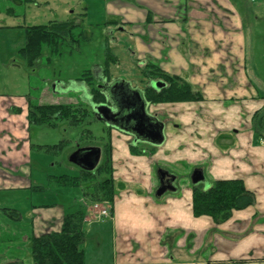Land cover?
Segmentation results:
<instances>
[{
    "label": "crops",
    "instance_id": "crops-1",
    "mask_svg": "<svg viewBox=\"0 0 264 264\" xmlns=\"http://www.w3.org/2000/svg\"><path fill=\"white\" fill-rule=\"evenodd\" d=\"M42 2L49 5L51 0ZM82 2L88 18L94 13L93 6H98L97 22L112 31L118 44L127 38L135 45L136 54L145 57L149 53L161 67L183 77L201 94L199 103L185 105L201 106L203 110L188 111L189 129L182 138L184 157L207 151L206 158L211 157L213 163V182L239 179L255 195L254 205L234 211L223 223L210 217H196L192 193L168 198L164 204L153 202L152 176L142 156L134 157L137 162L128 165L135 175V184L117 192L112 217L106 224L108 229L99 228L95 233L110 231L112 254L108 255L109 260H95L97 263L87 258L84 264H264V144L260 143L261 139L264 141V133L255 125L256 117L259 115V120L264 113V0ZM33 3L41 5L37 0L21 4ZM23 42L24 39L20 48L24 47ZM4 100L0 96V139H11L15 146L0 153L11 156L8 164L12 168H0V192L16 195L13 202L30 201L32 184L40 192L44 187L32 179L31 144L25 146V132L17 128V121L24 124L23 129L30 127L27 108L16 98ZM15 108L20 112L15 113ZM193 123L205 126L196 130ZM231 132L232 141L224 143L225 148L203 143ZM122 150L117 157L130 153ZM114 168L116 180L123 178L126 169L116 165ZM207 183L209 187L213 184ZM12 206V210L2 208L4 217L16 224L6 220L5 227L0 226V264H36L30 230L18 225L26 219L25 212L36 219V213L42 209ZM7 210L15 211L14 216ZM59 214L60 219L53 221L57 227L50 222L51 227L38 231V224L33 221L36 223L33 237L57 232L64 218L63 213Z\"/></svg>",
    "mask_w": 264,
    "mask_h": 264
},
{
    "label": "rangeland",
    "instance_id": "rangeland-1",
    "mask_svg": "<svg viewBox=\"0 0 264 264\" xmlns=\"http://www.w3.org/2000/svg\"><path fill=\"white\" fill-rule=\"evenodd\" d=\"M37 1L41 4L40 6H36L34 3L22 6L21 3L25 2V0H17L16 2L0 0V96L5 100L10 98L15 100L16 98V100L22 101L21 103H24L27 108V118L32 106L51 105L75 106L79 109L76 115L82 114L81 108L83 107L82 109H87L88 116L78 126H74L69 121H60L57 127L45 124L31 126L29 123L30 127L23 129L24 124H18L19 121L16 122L18 130L25 132V146L28 143L31 144L32 179L38 185H43L44 189L41 192L37 191L36 184H32L30 201L21 199L17 202H13V198L16 195L0 192V211L2 212L0 213V226L4 228L6 220L11 225L16 224L4 217L3 209L12 210V205H19L22 209H32V207L42 209L40 213H36V219H33V214L25 212L26 219L20 222L21 225H18L25 230L28 228L32 237L34 236L33 231L36 225L33 221L37 222L38 231H42L45 226L51 227V224L55 223L53 221L60 219L59 212L63 213L65 217L70 213L83 210V213L86 214L84 222H89L85 223L84 226L85 236L87 237V243L85 242L82 246L84 260L86 261L89 258L92 260L91 262L98 263V261L100 262L103 259L107 260L108 255L112 254V241L110 231L105 230L101 231L99 235L95 234L99 228L108 229L106 224L110 220H105L104 222L95 221L93 206L102 204L104 207H110L112 206L111 203L108 201H94L89 196V194L94 193L92 184L83 183L81 187H63L53 177L64 175L78 177L80 175V168L69 161V156L79 148H100L102 150V160L99 166H104L107 161L110 147L108 142L111 135L112 156L113 160L116 158L117 161L114 166L126 169L123 170L125 171L123 178L120 177L119 180L115 178V184L123 185L124 188L122 189L127 188V186L130 188L135 184V175H133V170L128 164L137 162L134 157L138 158L140 156L146 162L148 172L152 176L153 186L150 195L153 202L164 204L168 198L184 194L186 196L193 193L194 187L205 188L207 181L214 183V177L211 172L213 166L211 157L206 158L207 151L206 153L202 151L201 154L196 153L194 156L191 155L190 158H186L182 147V138L189 129L188 114L190 112L188 111H191L192 108L194 112L201 113L203 110L201 106L187 107L185 105L188 103H199L202 100V96L183 77L170 73L165 67H161L159 61L150 57L149 53L145 57H141V54H136L135 45L126 40L127 38H124L125 41L123 43L118 44V41L116 42L113 37L112 31L103 26L102 23L97 22L99 16L96 13V7L98 6H93L94 13H90V18H88L86 6H83L85 3L82 0H51L49 5H45L42 0ZM65 21H74L78 26L75 29L76 34L82 31L92 33V41L81 42L78 45L79 47H74L68 41H65L60 55L51 54L49 49L45 47L36 67L29 68L27 61L19 52L21 49L19 43L23 39L24 42L26 40L25 28L48 26L52 22ZM153 65H156L165 73L180 77L188 82L192 91L201 97L197 102L160 105L149 102L150 112L157 117L159 116V118L161 117L167 124L165 127L166 140L161 146L134 141L129 135L112 128L98 119L92 109V103L109 105L106 96L104 102L95 103L92 97L93 90L99 88L102 84L111 83L115 79L128 81L135 88L147 92L146 89L151 87L152 82L160 81L150 77L147 78V74L150 71L149 66L152 67ZM88 71L91 72V75L87 73ZM84 73H87L86 76H92L93 81L86 80L82 76ZM13 108L11 107V109ZM0 109L2 108L0 107ZM17 111L18 113L20 112L19 109L15 108L14 112L16 113ZM194 124L197 126L196 130H199L200 127L203 129L205 126L204 124V126L198 123ZM192 127L189 131H192ZM230 134L228 136L218 135L216 138L207 139L203 143L209 147H221L223 145L222 147L225 148L227 146H224V143L232 141L233 133L231 132ZM13 145L14 143L11 139L2 140L0 153H5L7 148ZM122 148L129 150L130 155L121 154L120 157H117L116 154L118 155L124 151ZM133 150L142 155H134ZM7 155L0 154V168L2 169H12L8 164V158L11 156ZM161 168L168 169L173 175L177 176V180L174 183L177 191H168L162 198L158 199L155 193L158 188V173ZM196 169H204L205 173V183L197 186L191 182V175ZM127 179L131 181L130 184L126 183ZM99 180H105V175L100 177ZM40 187L42 188V186ZM119 191L120 189L118 188L117 192L119 193ZM129 191L133 190L129 189ZM31 213H34V211H31ZM50 222L52 223L48 224ZM97 237H100L99 241Z\"/></svg>",
    "mask_w": 264,
    "mask_h": 264
},
{
    "label": "trees",
    "instance_id": "trees-1",
    "mask_svg": "<svg viewBox=\"0 0 264 264\" xmlns=\"http://www.w3.org/2000/svg\"><path fill=\"white\" fill-rule=\"evenodd\" d=\"M77 27L74 21L52 22L48 26L27 27L25 28V45L19 52L27 61L29 68H33L36 67L42 57L45 47L49 49L51 54L60 55L65 41H68L74 47H79L78 45L81 42H91L92 33L82 31L76 34L75 29ZM149 69L147 78L158 79L166 85L160 91L152 87L146 89L145 96L149 102L160 105L197 102L201 99L197 93L192 91L190 84L180 77L165 73L156 65L149 66ZM87 73L91 75L90 71ZM87 73L82 76L92 82L93 77L86 76ZM93 92L92 97L95 103L104 102L105 95L99 88L94 89ZM82 108V114L76 115L79 109L75 106H32L28 116L29 123L31 126L45 124L57 127L60 121H69L74 126H78L88 116L87 109ZM261 115L259 120L257 119L259 115L256 117L255 125L259 132L264 133V113ZM108 143L110 147L104 166H98L94 172L80 169L81 173L78 177L64 175L53 178L63 187H81L83 183L92 184L94 193L89 194V196L94 201H108L113 205L117 196V189L124 187L121 184H115L111 135ZM133 154L142 155L134 150ZM103 175H105V180H99ZM254 203L255 195L239 179L218 180L208 189L194 187L192 193V211L194 215L196 217H210L218 223L229 220L234 211L244 210L254 205ZM14 212L9 211L8 214L14 216ZM83 212V210H79L65 216L57 232L32 237L31 250L36 264H84L82 246L86 241L84 229L86 214Z\"/></svg>",
    "mask_w": 264,
    "mask_h": 264
},
{
    "label": "water",
    "instance_id": "water-1",
    "mask_svg": "<svg viewBox=\"0 0 264 264\" xmlns=\"http://www.w3.org/2000/svg\"><path fill=\"white\" fill-rule=\"evenodd\" d=\"M151 87L160 91L166 85L162 81H157L152 82ZM99 89L106 96L109 105L92 103V109L98 119L112 128L132 136L134 141L154 146L164 144L166 125L157 116L148 113L149 103L144 91L133 87L130 82L122 79H115L111 83L102 84ZM101 159L102 150L98 147L79 148L69 156L70 163L87 172H94ZM171 181L170 187L163 186L161 183L156 190V198H162L168 191H176L173 186L175 178ZM191 182L195 186L205 183L203 171L194 170L191 175ZM205 187L208 188L209 184L207 183Z\"/></svg>",
    "mask_w": 264,
    "mask_h": 264
},
{
    "label": "flooded vegetation",
    "instance_id": "flooded-vegetation-1",
    "mask_svg": "<svg viewBox=\"0 0 264 264\" xmlns=\"http://www.w3.org/2000/svg\"><path fill=\"white\" fill-rule=\"evenodd\" d=\"M133 87H135V86H133ZM165 88V87H164ZM163 89V88H162ZM156 90V89H155ZM144 94H145V91H144ZM146 97V96H145ZM148 101V100H147ZM148 103H149V101H148ZM111 106V105H110ZM148 113L149 114H151V115H154L152 112H150V104L148 105ZM158 118H159V116H158ZM161 121H163L164 123H165V125H167L166 124V121L165 120H163L161 117L159 118ZM127 135V134H126ZM130 136V135H129ZM130 137H132V136H130ZM132 139H133V137H132ZM77 150V149H76ZM160 174H159V183H158V188L160 187V185H161V183H162V185L163 186H166V187H170V185H171V180L172 179H174L175 178V181L177 180V176H175V175H173V173H171L168 169H165V168H161L160 170ZM175 181H174V183H175ZM174 186V185H173ZM157 188V189H158Z\"/></svg>",
    "mask_w": 264,
    "mask_h": 264
},
{
    "label": "built area",
    "instance_id": "built-area-1",
    "mask_svg": "<svg viewBox=\"0 0 264 264\" xmlns=\"http://www.w3.org/2000/svg\"><path fill=\"white\" fill-rule=\"evenodd\" d=\"M253 3L257 0H251ZM261 144H264L263 140L261 141ZM93 213L94 217L97 221H105L111 217V211L110 207L106 206L104 207L102 204H95L93 206Z\"/></svg>",
    "mask_w": 264,
    "mask_h": 264
}]
</instances>
